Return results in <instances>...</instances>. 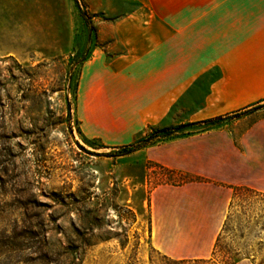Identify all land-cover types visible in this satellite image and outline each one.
<instances>
[{
    "label": "rangeland",
    "instance_id": "rangeland-1",
    "mask_svg": "<svg viewBox=\"0 0 264 264\" xmlns=\"http://www.w3.org/2000/svg\"><path fill=\"white\" fill-rule=\"evenodd\" d=\"M255 2L262 15L264 0ZM135 6L133 0H0V264H172L150 245L149 194L193 174L163 171L141 149L102 154L118 153L112 147L151 130L188 123L217 70L130 143L85 135L74 101L83 62L94 51L107 61L122 53L114 24ZM254 106L211 129L231 127L264 108V99ZM83 114L93 115L101 131L116 122L109 113ZM242 205L222 233L218 255L228 250L242 258L248 251L259 260L264 198Z\"/></svg>",
    "mask_w": 264,
    "mask_h": 264
},
{
    "label": "crops",
    "instance_id": "crops-1",
    "mask_svg": "<svg viewBox=\"0 0 264 264\" xmlns=\"http://www.w3.org/2000/svg\"><path fill=\"white\" fill-rule=\"evenodd\" d=\"M133 1L136 6L114 24L122 53L107 61L102 51H94L81 65L74 101L85 135L108 144L133 142L212 69L217 76L208 78L203 105L188 123L229 115L264 99V13L255 0ZM97 111L116 122L101 131L93 115L83 114ZM141 150L164 168L208 180L150 191V245L169 258L210 255L231 197L228 185L264 192V108L229 128Z\"/></svg>",
    "mask_w": 264,
    "mask_h": 264
},
{
    "label": "trees",
    "instance_id": "trees-1",
    "mask_svg": "<svg viewBox=\"0 0 264 264\" xmlns=\"http://www.w3.org/2000/svg\"><path fill=\"white\" fill-rule=\"evenodd\" d=\"M258 107L254 106V107H251L249 109H244L243 111H240V112H234V113H231L229 115H224V116H216V117L205 119V120H202L199 122L186 123V124L177 125V126L171 127V128L151 130L148 134L144 135L142 138L137 140L135 143H131L128 145H122V146H118V147H112V148L118 149L119 150L118 153H112V154L103 153L102 155L105 157L121 156V155L132 153L135 150L143 149V148H146L149 146H155V145H158V144H161V143L173 140V139L185 137L186 135H182L181 132L187 128L200 127L199 128L200 131L209 130V129L213 128L214 126H217L221 121H223L226 118L241 117V116L249 113L251 110H255ZM102 147H104V146H102ZM157 167L163 171H166V172H171V173L174 172L173 170L166 169L164 167H161L160 165H157ZM177 173L181 174L182 172L177 171ZM206 181H208V180L204 177H201V176H196V175L195 176L194 175H187L186 176L184 174V177L181 180L172 183V185H180V184H183L186 182H206ZM228 187L231 188V190H232L231 197H230V200L228 202L227 211H226L224 220H223L221 227H220V230H219V232H218V234L214 240L209 258H206V259H173V258H169V257L163 255V257L165 259L172 262V264H191V263H193V264H209V263L210 264H235L242 259H248L251 262V264H264V256L263 255H262L263 257L258 260V258H256L257 257L256 254H251L248 251L243 253L242 258H238L237 254L230 253L228 250H225V252H224L225 254L222 253L221 256L218 255L219 254L218 249H220L219 242H220L222 233H224L228 230L229 222L233 221L235 209L237 207L243 206L242 204H245L247 206H251V204H253L257 201H261L264 198V192H260L256 189H253V188L248 187V186H244V185L230 186V185H228ZM236 199H237L238 203L236 202ZM254 218L256 220V219L263 218V217L262 216H256ZM148 223H149V219H148ZM256 223L258 224V222H256ZM148 230H149V226H148ZM218 256H220L219 259L217 258Z\"/></svg>",
    "mask_w": 264,
    "mask_h": 264
}]
</instances>
